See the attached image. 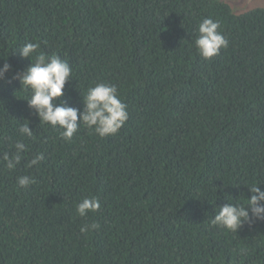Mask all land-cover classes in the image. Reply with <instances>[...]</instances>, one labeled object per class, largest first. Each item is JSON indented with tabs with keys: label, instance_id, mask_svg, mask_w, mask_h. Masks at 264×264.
Segmentation results:
<instances>
[{
	"label": "trees",
	"instance_id": "trees-1",
	"mask_svg": "<svg viewBox=\"0 0 264 264\" xmlns=\"http://www.w3.org/2000/svg\"><path fill=\"white\" fill-rule=\"evenodd\" d=\"M207 17L229 41L210 59L194 43ZM29 41L71 61L60 98L69 106L83 111L90 86L116 85L129 113L116 134L101 138L81 124L67 141L40 122L30 91L13 79L32 62L19 53ZM5 62L0 264H264V221L237 232L212 224L220 205L251 196L248 186L264 190V5L0 0ZM23 123L33 137L21 135ZM17 140L27 150L8 169L2 157ZM22 175L35 182L20 187ZM93 196L100 209L80 216L77 204Z\"/></svg>",
	"mask_w": 264,
	"mask_h": 264
},
{
	"label": "clouds",
	"instance_id": "clouds-1",
	"mask_svg": "<svg viewBox=\"0 0 264 264\" xmlns=\"http://www.w3.org/2000/svg\"><path fill=\"white\" fill-rule=\"evenodd\" d=\"M220 28V21L214 20L212 17L204 18L200 22L199 35L194 43L204 59H210L218 55L222 48L228 47L229 41ZM39 49L40 43L32 41L19 48L20 55L24 58H31L32 62L26 69L16 72L13 79H18L21 88L30 91L29 98L25 100L29 107L36 110L40 122L63 129L60 134L67 141L72 140L81 124L87 126L101 138L116 134L129 117L127 105L119 96L116 85L99 82L90 86L86 94L83 95L85 105L83 111L69 106L60 98L64 96L66 82L72 78L71 61L62 59V53L57 55L52 53L49 56L39 52ZM11 68L12 65L7 62L0 67V80L6 78V74ZM19 132L26 137L34 135L29 123L21 124ZM14 146L15 153L9 155L5 152L2 157L8 169H15L23 158L21 153L27 150L23 140H17ZM44 159L45 156L42 152L35 155L29 162V167L38 165ZM34 182L35 179L28 175L17 177L20 187L27 188ZM259 184L248 186L252 194L244 202H232L227 197L231 202L219 206V211L212 219V224L219 225L231 232H237L245 223L251 227L255 221H264V190L258 186ZM100 207L99 198L93 196L80 201L76 210L80 216H86L89 211L96 212ZM90 227L96 228L98 225L92 224ZM88 230L89 226L81 228V232ZM246 251L247 249H241L242 253Z\"/></svg>",
	"mask_w": 264,
	"mask_h": 264
},
{
	"label": "rangeland",
	"instance_id": "rangeland-1",
	"mask_svg": "<svg viewBox=\"0 0 264 264\" xmlns=\"http://www.w3.org/2000/svg\"><path fill=\"white\" fill-rule=\"evenodd\" d=\"M229 1L236 11L240 12L244 9H249L254 7L256 3H261L264 5V0H227Z\"/></svg>",
	"mask_w": 264,
	"mask_h": 264
}]
</instances>
